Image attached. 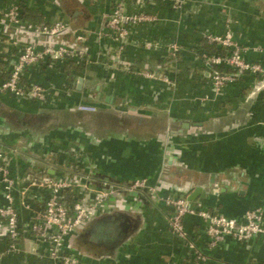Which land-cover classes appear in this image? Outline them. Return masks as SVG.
Masks as SVG:
<instances>
[{"label":"crops","instance_id":"1","mask_svg":"<svg viewBox=\"0 0 264 264\" xmlns=\"http://www.w3.org/2000/svg\"><path fill=\"white\" fill-rule=\"evenodd\" d=\"M124 1L130 11L142 8L135 0ZM14 2L28 9L26 19L64 20L89 33L90 61L71 75L64 61L25 71L23 80L48 87L45 99L0 92V148L18 150L12 158L17 178L38 169L77 177L78 195L81 185L90 193L117 189L72 236L75 247L69 249L82 264H191L193 251L169 230L170 208L163 201L168 195H184L178 187H199L203 194L190 202L229 217L262 204L264 76L244 75L216 95L195 49L204 50L205 33L228 29L244 47V57L264 66V0H179L174 5L146 0L144 9L157 19L130 26L121 47L105 27L112 4L108 0H0V11ZM97 32L102 33L99 41ZM16 35L0 12V81L16 59ZM170 43L180 45L176 61L168 55ZM133 71H152L174 85ZM76 101L97 109L78 111ZM186 119L200 125L170 132ZM136 179H144L152 190L140 191L143 197L128 194L124 187ZM23 188L32 197L26 205L17 202L24 223L39 207L42 191ZM115 213H123L129 225L118 250L95 244L97 236L85 232L97 219ZM113 221L116 227L123 223L120 218ZM184 223L195 247L207 256L201 264H264V235L242 243L227 236L208 248L204 220L188 216ZM17 247L7 253L1 241L0 264H49L39 239L26 235Z\"/></svg>","mask_w":264,"mask_h":264},{"label":"built area","instance_id":"2","mask_svg":"<svg viewBox=\"0 0 264 264\" xmlns=\"http://www.w3.org/2000/svg\"><path fill=\"white\" fill-rule=\"evenodd\" d=\"M145 1L135 0L140 3L139 7H142L136 11H130L124 0H114L108 8L105 14V27L119 47L123 46L128 39L130 26L157 19L153 13L144 9ZM159 1L173 5L179 4V0ZM0 12L4 15L7 24L19 35H16L13 41L16 47V59L7 77L0 81V92L10 93L20 98L43 100L49 91L48 87L23 80L25 71L44 63L63 62L68 58L78 63L90 61L86 45L89 33L71 27L67 21L41 22L26 19L21 16V7L15 2L10 3L4 11ZM64 31L69 32L80 45L76 46L58 39V35ZM101 36V32L96 33L98 41ZM203 36L207 43L227 49L226 53L195 51L196 59H201L207 67L209 83L214 94L219 95L224 87L235 82L238 76H264V66L258 61L244 57V47L234 39L228 29L220 34L205 33ZM180 51L178 43H170L168 55L171 59L176 61ZM214 66H222L231 71H214ZM133 72L148 78L160 79L169 87L174 85L173 80L152 71ZM74 108L82 112H93L97 109L95 104L83 101H76ZM16 154L18 155V150L15 147L0 148V194L3 199V202H0V222L7 227L6 233H0V242L3 241L5 244L3 250L7 253L18 251V242L26 235H30L45 245L41 255L49 261V264H82L78 255L64 248L65 239L79 228H83L107 201L115 197L117 189L107 187L90 193V191H84V186L81 185L82 187L79 186V188L83 189V193L78 195L75 190L78 185L77 177L68 174L53 176L38 169L17 178L12 168V158ZM23 185L37 186L42 191L39 207L24 223L20 219L17 202L20 201L22 205H26L32 197L27 195ZM142 187L152 190L144 179H136L124 189L130 191L139 190ZM177 189L181 190L179 187ZM67 194L74 199L72 202L67 201ZM163 201L170 208L167 221L169 230L184 240L193 251L191 264H201L207 256L196 248L189 238L184 223L188 216H196L204 220L205 244L208 248H214L227 236L242 243L254 236L264 235V198L262 204L245 209L237 218L197 206L188 201L184 195H168Z\"/></svg>","mask_w":264,"mask_h":264},{"label":"water","instance_id":"3","mask_svg":"<svg viewBox=\"0 0 264 264\" xmlns=\"http://www.w3.org/2000/svg\"><path fill=\"white\" fill-rule=\"evenodd\" d=\"M81 81H82V78L79 77L77 79V88H80L81 86ZM249 96V95H248ZM107 100V98H106ZM96 111V110H95ZM95 111L93 112H90V113H94ZM200 125V121H197L195 119H186V120H183L181 122H179V127L175 130H172L170 131L172 134L173 133H181L183 129H189V130H194V127L195 126H198ZM48 172H52L51 170H48ZM181 192L182 194H184L185 198L188 200V201H191L193 200L197 194H203V192L200 191L199 187H181ZM221 190H223V188H220ZM146 192L147 191V188L146 187H142L141 189L139 190H130L128 191V194L130 195H135V196H142L141 192ZM241 192V191H240ZM122 219L123 220V223L121 224V226H117L115 227L114 229V233L111 237V242H109L108 244H104L106 247L108 248H111L113 250H118L119 247H120V244L122 243V241L124 240V238L128 235V220L126 218V216L123 214V213H115L113 215H106L104 217H101L100 219H97L93 224L92 226L90 227V230L89 229H86L85 232L86 233H92L94 234L95 236H98L97 234L94 233L95 230H98L99 226H103L107 223H110L112 222L113 220H118V219ZM7 231V227L0 222V233H6ZM97 238V237H96ZM95 238V240H96Z\"/></svg>","mask_w":264,"mask_h":264},{"label":"trees","instance_id":"4","mask_svg":"<svg viewBox=\"0 0 264 264\" xmlns=\"http://www.w3.org/2000/svg\"><path fill=\"white\" fill-rule=\"evenodd\" d=\"M114 0H108V2L109 3H111V2H113ZM21 16H26V17H30L29 16V13H28V9H26V8H24V7H21ZM35 18V17H34ZM34 18H32V20L34 19ZM34 21H36V19H34ZM58 39H60V40H63V41H66V42H69V43H71V44H73V45H76V46H79L80 45V43L78 42H76L75 40H74V38H73V36L69 33V32H67V31H64V32H62V33H60L59 35H58ZM203 39H204V43H203V47H204V50L202 49V47L201 48H198V49H195V51H200V50H203V51H206V52H208V53H226L227 52V49L226 48H223V47H220V46H218V45H215V44H210V43H207L206 41H205V38L203 37ZM181 55L178 53L177 54V57H180ZM196 60H199V61H201V59H199V58H197ZM65 65H64V67H65V71H66V73H68L69 75H71V73H72V70H74V69H76V68H79V67H83L84 66V64H82V63H78V62H76L74 59H72V58H68V59H66L65 61ZM213 70L214 71H231V69H228V68H224V67H222V66H214L213 67ZM244 77L245 76H238V78L236 79V81L235 82H237V81H239V80H243L244 79ZM74 199L72 198V197H70V195H68L67 194V201L68 202H72ZM82 228H79L76 232H78V231H80ZM75 232V233H76ZM74 233V234H75ZM72 236H73V234H71V235H69V236H67L66 237V239H65V242H64V248L65 249H69L70 247H75V245L73 244V239H72ZM70 250V249H69Z\"/></svg>","mask_w":264,"mask_h":264},{"label":"flooded vegetation","instance_id":"5","mask_svg":"<svg viewBox=\"0 0 264 264\" xmlns=\"http://www.w3.org/2000/svg\"><path fill=\"white\" fill-rule=\"evenodd\" d=\"M114 221L107 223L105 225H103L100 229V232L97 234V238L94 241L95 244H108L109 242H111V237L114 233V229H115V223H113Z\"/></svg>","mask_w":264,"mask_h":264},{"label":"rangeland","instance_id":"6","mask_svg":"<svg viewBox=\"0 0 264 264\" xmlns=\"http://www.w3.org/2000/svg\"><path fill=\"white\" fill-rule=\"evenodd\" d=\"M226 102H227V104L226 105H230L231 103H230V100H225Z\"/></svg>","mask_w":264,"mask_h":264}]
</instances>
